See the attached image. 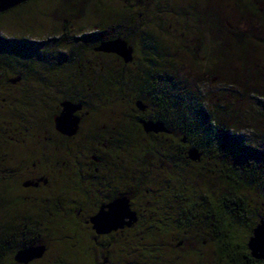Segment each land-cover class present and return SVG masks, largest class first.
Segmentation results:
<instances>
[{"label": "rangeland", "instance_id": "rangeland-1", "mask_svg": "<svg viewBox=\"0 0 264 264\" xmlns=\"http://www.w3.org/2000/svg\"><path fill=\"white\" fill-rule=\"evenodd\" d=\"M248 6L254 8L252 0H30L0 14V43L3 38L23 41L44 39L48 34L54 36V32L63 25L62 18L70 19L73 32L90 30L98 25L102 31L111 28L113 35L122 38L129 37L130 33L143 35V41L149 47L148 61L160 58L161 65L158 61L145 66L137 62L129 69L118 65L114 56L102 55L101 90L97 97L88 101L91 112L84 120L87 128L96 129L105 125L107 130L112 127L121 129L127 136L141 137L134 114L148 116L156 112L150 103L147 85L143 84L149 78L151 69L155 68V78L165 74L169 78L185 75L190 86L195 90L198 88L204 109L210 113L218 108L227 110L224 119L232 126L236 140L245 142L252 135L264 136V116L261 112L264 100L238 85H226L222 79L229 78L231 73L226 71L222 76L217 60L223 57V48L230 53L242 52L234 45L235 34L226 31V28L232 31L238 28L241 34L254 35L261 44L254 49L255 54L247 70L257 79L259 76V82L264 84V26L259 25V15L250 12ZM214 18L219 21L218 27L214 26ZM16 57L17 60L13 50L0 47V80L15 74L54 76V72L47 70V66L29 50L18 52ZM234 59L231 55L230 60L223 62L230 65ZM239 65L238 61L230 65L233 68L230 71L236 70ZM256 72L258 75L254 74ZM217 75L222 81H216ZM246 86L249 89L250 82ZM20 89L23 91L24 86L0 90V97L6 98V102L0 101V143L9 137L11 131L6 132L7 128H13L16 121L24 123L29 129L26 135L14 137L26 138L28 144L31 140L35 141L31 126L37 128V133L41 132L58 102L67 98L60 93L40 98L22 93L21 98L14 97V92ZM28 90L31 91L30 85ZM222 95H226V104L220 100ZM135 99L146 104L143 113L134 108ZM31 147L27 145L26 149L31 150ZM18 153L22 154L20 156L28 154L24 150ZM167 162L170 161L166 159L164 164ZM164 164L147 170L145 186L141 190L134 189L136 207L148 202L142 218L122 235L96 242L91 240L89 228L72 209L69 202L71 195L67 196L69 204L62 206L45 202L46 194L35 198L34 195L28 197V193L15 192L17 197H28L20 203L21 221L17 228L25 225L24 235L45 246L42 257L30 264H232L229 258L232 253L241 262L242 254L248 253L247 238L255 223L264 215V193L253 184L231 179L229 170L218 158L203 156L198 165H185L184 159L177 161V167L167 168ZM173 176L187 187L193 202L207 197L210 214L214 212L217 215L218 227L208 223V219L197 218L196 225L191 226H176L174 221L164 219L162 206L166 192L163 191L161 197V190L162 186L173 183ZM148 187L151 193L145 197L143 189ZM230 198L240 200L238 214L235 209L223 204L225 199ZM157 204L159 209L153 211ZM230 205L236 207L235 203ZM223 232L225 236L222 237L220 234ZM179 241L181 244L176 245ZM5 245L3 242L0 248V264H15L12 260L15 250H6ZM103 257H106V263L102 262ZM252 261V264H264V260Z\"/></svg>", "mask_w": 264, "mask_h": 264}, {"label": "flooded vegetation", "instance_id": "flooded-vegetation-1", "mask_svg": "<svg viewBox=\"0 0 264 264\" xmlns=\"http://www.w3.org/2000/svg\"><path fill=\"white\" fill-rule=\"evenodd\" d=\"M252 5L257 11V16L259 15L257 19L260 21L259 25L264 26V0H252ZM61 21L63 25L60 30L54 32L56 33L54 36L48 34L44 39L31 38L23 41L17 38L8 41L3 38L0 43V47H7L14 51L16 60L18 52L29 50L32 55L41 60L43 65L47 66V70L54 72L55 76L50 78L47 77L50 75L35 77L15 74L0 80V90L4 87L11 90L13 87L24 86L23 91L20 89L14 92V97L21 98L22 93L37 95L39 98L60 93V96L67 97L63 100H70L81 105V108L73 113L77 117V124L72 134L58 131L54 125L53 118L60 113L59 104L62 100L56 105L55 112L49 117L47 126L41 132L37 133L35 131L37 128L31 126L32 135L36 136L35 141L31 140L28 144L26 138L14 137L26 135L29 129L20 121H16L17 124L15 123L13 128H7L6 132L10 130L12 135L8 134L9 137L0 143V223L3 226L18 227L21 221L20 203L33 195L37 198L39 195L46 194L48 197L44 199L45 202H53L54 205L62 204V206L68 203L67 196L71 195L69 202L72 209L76 210L75 214L89 228L91 240L96 242L99 239L122 235L124 231L131 230L142 218L145 212L144 206L148 202L141 207H136L133 195L135 187L141 186L139 184L135 186V183H144L147 170L161 167L166 159L170 161L164 164L167 168L177 167V161L182 159L185 164L198 165L203 157V151L196 147L201 152L200 160L198 162L188 160L186 150L191 146L186 140L182 141L180 131L177 129L178 124L175 125V130L169 128L168 133H145L139 120L157 119L140 114H134V121L142 133L141 137L127 136L121 129L112 127L107 130L105 125L96 129L87 128L84 120L91 112L88 101L92 97H97L101 90L102 55L114 56L118 65L129 69L137 62L145 66L154 64L156 61L161 65V61H159L160 58L155 57L148 61L149 47L144 43L143 35L130 33L126 39L123 37L132 50V60L124 63L114 54L102 53L94 49L99 42L105 40L101 39L102 30L98 25H94L90 30L81 29L73 32L69 18H62ZM116 36L119 35L111 33L109 38ZM70 72L73 73L70 74ZM11 79L16 80L12 82ZM91 81L92 85H90ZM29 85L31 91L28 90ZM0 101L6 102V98L0 97ZM134 108L139 113L145 111L140 112L135 105ZM27 145L32 146L31 150L26 149ZM22 150L27 151L28 154L18 155V151ZM171 161L174 163L172 164ZM162 189L166 192L162 206L164 219L167 222H176L181 191L178 179L176 180L175 177L172 184H167ZM143 191L149 193L148 189ZM15 192L28 193L29 196L24 195L20 198L15 195ZM119 197L126 198L129 209L136 213V222L130 227L111 230L106 234H96L91 227V218L100 209L106 210L104 206ZM20 237L34 239L20 234L2 236L5 243L7 239ZM179 244H181L180 241L176 245ZM103 259L102 262L106 263L107 259L105 261ZM33 261L35 260L31 262ZM13 262L19 264L14 260Z\"/></svg>", "mask_w": 264, "mask_h": 264}, {"label": "trees", "instance_id": "trees-1", "mask_svg": "<svg viewBox=\"0 0 264 264\" xmlns=\"http://www.w3.org/2000/svg\"><path fill=\"white\" fill-rule=\"evenodd\" d=\"M248 8L250 9V12L257 13L252 6H248ZM208 13V11L205 13L206 17L208 16ZM214 19H216L214 26L218 27L219 21L217 18ZM110 29L111 28L102 31L101 39L111 37V33H113V31ZM237 30L232 31L226 28V31L235 34L234 36H236L237 39L235 40L234 45L236 47L238 46V50L241 48L242 52H237V54L230 53L223 48V57L217 60V64L220 65V74H222V76H225L226 71H229L231 75L229 78L225 77L222 80L226 83V85H238L239 87L246 89V91L249 90L250 94L264 100L263 82H259L260 77L258 76L257 79L256 76H251L247 70L249 63H251L250 59H252V56L254 57V49L260 46L259 44L261 43L254 38V35L248 33L241 34L240 31ZM124 38L126 39L127 37L124 36ZM231 55L235 57L233 62L229 61V63L231 62V66H233V64L237 61L240 63L239 67L234 71H230L233 68L228 64V62H223V60H230ZM154 69L155 68L151 69L149 78L144 81L143 84L145 83L147 85L146 90L150 93V103L156 108V112L153 115L144 116L164 122L168 129L171 128L175 130V125L178 124L177 129L180 131V137H184L188 145L202 150L204 157L218 158L223 163V166L229 170L230 177L235 182L243 180L249 184H253L264 193L263 134H261L263 137L252 135L248 137L245 142L241 141V139L236 140L237 138H235L232 126L229 122H226V119H224V116L227 113L225 108L224 109L226 111L219 110L220 108H218L215 112L210 113L204 109V106L200 101L198 88L195 90L194 87L190 86L184 77L185 75L180 78H169L168 75L166 76L165 74L163 77L158 76L155 78V75L153 74ZM254 74L258 75V72ZM213 77L214 76L212 75V78ZM222 80L217 75L216 81L219 82ZM247 82H250L251 84L249 89L246 86ZM256 84L259 86H256ZM220 100L221 102L225 101L223 103L226 104V95H222ZM230 111L231 109L228 110L229 114L231 113ZM261 112L263 113L262 116H264V110ZM228 165L230 166L228 167ZM174 178L175 177L173 176L172 179L174 180ZM177 179L178 185L181 187V191L179 198L180 208L175 222L176 226L178 224L189 226L196 225V219L198 218L199 220L202 219L204 221L208 219V223L218 227V220L216 222L215 219L217 218V215L214 212L213 215L210 214L211 206L207 197L203 196L197 202H193L191 193L187 191V187L180 182L178 177H176V180ZM145 183L146 182L144 180V183H135V186L138 184L141 185L136 187L141 190L143 186H145ZM163 187H165V185L162 186V188ZM144 189H148L149 193H151L149 187ZM161 191L162 197L163 190ZM149 193H144L145 197H148ZM232 203H235L236 207L231 206L230 204ZM223 204L230 206L231 209H235L237 214L241 208L239 199H225ZM154 207L155 209H153V211L159 209L158 204ZM236 213L234 214L237 215ZM211 217L213 220H211ZM262 218H264V215ZM25 233L26 228L23 226L19 228H17V226H10L9 228L8 225H0V248L3 247H1L3 242L5 243V240L2 238L4 234L24 235ZM220 235L223 237V235L225 236V233L223 232ZM230 238H232L231 234ZM33 241L34 240L30 241L29 239L22 237L9 240L7 239L4 248L6 250H17L19 248L35 244ZM242 256L243 260L241 262L237 260L235 254L233 253L229 258L232 264L253 263L252 260L254 259L250 257L249 252L243 253Z\"/></svg>", "mask_w": 264, "mask_h": 264}, {"label": "water", "instance_id": "water-1", "mask_svg": "<svg viewBox=\"0 0 264 264\" xmlns=\"http://www.w3.org/2000/svg\"><path fill=\"white\" fill-rule=\"evenodd\" d=\"M29 0H0V13L19 6ZM102 53H110L119 57L124 63L132 60V50L127 45L125 39L120 36L102 40L94 48ZM16 79H11L14 82ZM60 113L53 118L55 128L67 134H72L77 124V117L73 113L81 108L79 103L70 100H62L60 102ZM135 107L140 111L146 108L145 103L140 99L134 102ZM139 123L145 133H168L169 129L160 120L140 119ZM185 141V138H182ZM186 158L192 162H198L201 158V152L194 146L186 150ZM106 210L100 209L90 220L91 227L96 234H106L111 230L130 227L137 220L136 213L129 209L127 200L119 197L105 205ZM246 248L252 259L264 260V218H260L251 230V234L247 238ZM45 252L43 244L28 245L19 248L13 254V260L19 264H27L32 260L42 257ZM106 259H103L105 261Z\"/></svg>", "mask_w": 264, "mask_h": 264}]
</instances>
